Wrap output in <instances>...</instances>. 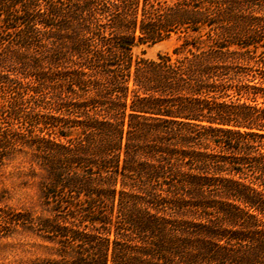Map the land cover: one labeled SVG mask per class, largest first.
<instances>
[{"label":"trees","instance_id":"trees-1","mask_svg":"<svg viewBox=\"0 0 264 264\" xmlns=\"http://www.w3.org/2000/svg\"><path fill=\"white\" fill-rule=\"evenodd\" d=\"M254 4L0 0V158L29 153L48 213L1 226L40 232L56 264H264V108L223 99ZM178 30L199 33L183 55L133 60Z\"/></svg>","mask_w":264,"mask_h":264},{"label":"rangeland","instance_id":"rangeland-1","mask_svg":"<svg viewBox=\"0 0 264 264\" xmlns=\"http://www.w3.org/2000/svg\"><path fill=\"white\" fill-rule=\"evenodd\" d=\"M253 14L264 18V0H255ZM197 32L176 31L168 37L150 43H137L132 46L133 60L139 57L155 59L159 54H169L172 58L183 55L174 52L185 37L190 39ZM201 36L200 39H204ZM245 42L247 46L241 47L231 44V49L246 52V58L240 60L237 75L238 87L227 90L229 94L223 99L237 102H246L257 108H264V21L261 26L248 31ZM209 42L208 40L205 41ZM248 93L249 96L236 92ZM9 87L0 86V110H4L10 98ZM1 113V112H0ZM4 114V113H2ZM1 115V114H0ZM14 120L7 117L6 120ZM2 124H4L2 122ZM30 155L25 151L9 150L0 158V210L16 212L21 209L31 210L32 216H46L48 213L40 204L38 168L35 175L31 173ZM1 212V211H0ZM0 219V264H56L60 257L57 255L56 244L42 237L40 232L27 229L20 225L10 224L7 218Z\"/></svg>","mask_w":264,"mask_h":264}]
</instances>
